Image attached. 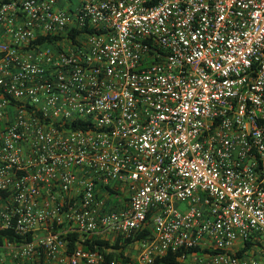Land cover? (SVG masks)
<instances>
[{
  "label": "built area",
  "instance_id": "obj_1",
  "mask_svg": "<svg viewBox=\"0 0 264 264\" xmlns=\"http://www.w3.org/2000/svg\"><path fill=\"white\" fill-rule=\"evenodd\" d=\"M3 232L0 264H264V0H0Z\"/></svg>",
  "mask_w": 264,
  "mask_h": 264
},
{
  "label": "trees",
  "instance_id": "obj_2",
  "mask_svg": "<svg viewBox=\"0 0 264 264\" xmlns=\"http://www.w3.org/2000/svg\"><path fill=\"white\" fill-rule=\"evenodd\" d=\"M4 238H8L10 239L11 241H18L17 238H15L13 236V234L11 233H7V232H3L0 234V242H2V240ZM73 238H75V236H73ZM132 242V240H127L126 242L124 243H120L119 241L116 242V244L114 245V248L115 249H118V248H124L126 247L128 244H130ZM83 245L88 248V249H95L96 246L99 247V249L103 250L105 247H108L109 246V243L108 242H103V241H99V240H93V241H85L83 243ZM197 249H194L193 251H195ZM183 252H177V253H174V254H169L168 256H165L163 258H159L157 259V261L155 262V264H174L177 262V259L181 256ZM109 258H113L114 255L113 254H110L108 256Z\"/></svg>",
  "mask_w": 264,
  "mask_h": 264
},
{
  "label": "rangeland",
  "instance_id": "obj_3",
  "mask_svg": "<svg viewBox=\"0 0 264 264\" xmlns=\"http://www.w3.org/2000/svg\"><path fill=\"white\" fill-rule=\"evenodd\" d=\"M184 209H185V205H182V208H181V210H182V211H184Z\"/></svg>",
  "mask_w": 264,
  "mask_h": 264
}]
</instances>
